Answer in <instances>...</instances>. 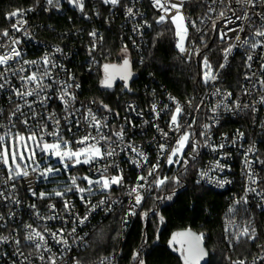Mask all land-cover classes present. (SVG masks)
<instances>
[{
    "label": "built area",
    "instance_id": "obj_1",
    "mask_svg": "<svg viewBox=\"0 0 264 264\" xmlns=\"http://www.w3.org/2000/svg\"><path fill=\"white\" fill-rule=\"evenodd\" d=\"M83 5L81 11L69 0H59L58 6L56 0L52 5L47 0H35L34 5L19 9L23 16L9 18V13L5 24L0 25V55L11 54L13 48L20 53L0 65V84L4 85L0 88V136H4L0 152L7 148L10 153L12 147L23 145L17 134L27 139L35 132L38 137L43 134L44 142L53 143L57 137L47 133L58 129L73 149L82 147L75 142L90 134L100 141L98 146L103 152L114 150V155H105L82 169L89 177L99 178L107 167L108 176L122 173L123 185H113L110 192L96 195L75 190L63 198L41 199L39 193L46 178L41 167L19 161L22 168L17 169L10 156L8 164L0 159V237L8 238L0 241V264H51L52 259L55 264H119L121 250L93 263L86 261L92 236L109 217L118 215L121 240L126 241L143 204L162 186L156 187L153 181L167 177L184 161L185 155L181 160L173 157L177 163H166L184 132L190 133L185 154L191 150L200 160L194 184L227 198L221 212L226 263L264 264V36L255 35L264 31V0H184L180 8L188 28L184 52L176 47L178 38L170 19L176 15L175 9L166 14L154 6L153 0H120L116 6L103 0H83ZM128 8L133 15L127 14ZM221 11L223 17L218 15ZM161 15H166V21L157 23ZM51 19H58L60 24L55 25ZM156 25L173 28L176 55L190 72L196 73L197 90L186 98L172 94L150 73L139 77L133 68L132 53L136 64L141 65ZM112 28L125 45L120 55L123 59L129 56L137 74L129 92L141 96L139 100H128L120 113L105 109L84 93L90 77L109 57L105 36ZM5 30L7 36L2 35ZM92 32L96 35L91 36ZM224 33L227 35L221 39ZM252 44L258 46L254 49ZM217 46L220 48L214 50ZM229 48L231 51L226 53ZM206 73L216 79L205 82ZM33 74L37 80L27 81ZM28 91L33 94L23 95ZM176 103L182 108L179 131L170 127ZM92 115L100 123L99 131ZM120 131L122 139L114 135ZM101 134L110 139L101 140ZM161 144L165 145L163 152ZM138 153H143L147 162ZM157 162L159 167L148 176V170ZM17 171L20 176L15 175ZM25 171L27 176L23 175ZM141 175L147 181H138ZM137 183L144 185L139 190L143 197L139 205L135 204V193L128 195ZM101 200L106 203L99 205ZM65 201L71 206L68 210ZM50 204L55 209L49 208ZM91 204L99 206L90 211ZM131 211L135 214H129ZM45 229L62 234L67 244L56 243ZM245 229L248 235H241ZM33 230L45 236L46 245L37 248L38 237L26 239ZM198 235L205 245L209 234L203 231ZM237 251L247 253L235 258Z\"/></svg>",
    "mask_w": 264,
    "mask_h": 264
},
{
    "label": "trees",
    "instance_id": "obj_2",
    "mask_svg": "<svg viewBox=\"0 0 264 264\" xmlns=\"http://www.w3.org/2000/svg\"><path fill=\"white\" fill-rule=\"evenodd\" d=\"M34 3L35 0H0V25L5 24L9 13L28 8ZM51 20L55 25L60 24L58 19ZM113 30H109L105 36V51L109 53L106 62L118 63L123 60L120 54L125 45L121 36ZM219 48L217 46L214 50ZM131 56L133 68L139 77L144 78L145 73H150L175 96L186 98L197 90L196 73L194 70L190 72L176 55L171 26L154 27L149 49L141 65L136 64L133 53ZM234 63L238 62L235 60ZM103 80L101 68L85 86L87 99L120 113L128 100L141 98L139 94L123 92L120 82L111 89L106 88L102 85ZM134 84L133 81L131 86ZM199 163V158L188 150L184 161L176 170L172 168L168 173V180L145 201L124 243L121 240L119 216L109 217L92 236L90 247L85 252L87 262L93 263L102 256L121 250L119 264H184L173 237L180 230L191 229L209 234L205 244L211 254L209 264H227L221 230V212L227 198L224 194L194 184ZM81 172L84 173V170L81 169ZM169 196L171 199L167 198ZM246 253L237 251L234 257H242Z\"/></svg>",
    "mask_w": 264,
    "mask_h": 264
},
{
    "label": "snow or ice",
    "instance_id": "obj_3",
    "mask_svg": "<svg viewBox=\"0 0 264 264\" xmlns=\"http://www.w3.org/2000/svg\"><path fill=\"white\" fill-rule=\"evenodd\" d=\"M103 2L105 4H111L113 6H116L120 3V0H103ZM214 2H215V0H214ZM237 2H239V0H237ZM249 2H252V0H249ZM47 3L49 5H52L53 0H47ZM69 3L74 4L81 11H83V7H84L83 0H69ZM183 3H184V0H180V3H172V0H163V2H162V0H153L154 6L166 14L169 13L172 9L176 10V15L171 16L170 19H171L172 24L175 25V35L178 38L176 47L179 48V50L181 52L185 51L184 41L187 39V36H188V28L184 22L185 17L180 12V8L183 6ZM58 4H59V0H56V5L58 6ZM30 10L31 9H29V11ZM126 11H127L128 15H133V11L131 8H128ZM210 11H215V9H210ZM23 14H24L23 11L17 10V11L12 12L10 14L9 18L16 17V16H23ZM218 15H219V17H223L224 12L221 11ZM165 21H166V15H161L159 17V19L157 20V23H163ZM20 23H24V21H19L18 24H20ZM213 23H215V22H213ZM13 28H15V30H17V31L20 30V28L17 25H13ZM197 30L199 31V29H197ZM233 31H235V30H233ZM241 31H243V29H241ZM2 35L7 36L8 31L7 30L3 31ZM90 35L95 36L96 33L92 32V33H90ZM226 35H227L226 33L222 34L221 39H223L224 36H226ZM255 35L256 36H264V31H258L255 33ZM237 39H239V36H237ZM13 43H18V41H13ZM244 43H247V41H245ZM257 46H258V44H252V48H254V49ZM57 51H59V49H57ZM230 51H231V48L227 49L226 53L230 52ZM19 55H20V53L15 48H13L11 50V54L0 55V65L7 64V62L9 60H11L14 56H19ZM251 59H252V57L249 56L248 60H251ZM32 63H35V62H32ZM45 63H47V57H45ZM205 66H208L206 58H205ZM110 67L113 69L117 68V66H115V65H112V66L105 65L104 66V68L106 70V76H105V79L102 81V85L104 87H107V88H111L113 86L112 80L115 77V73H107V70ZM128 67H129V61H128V59H125L123 61V65L119 66V71L122 73L120 75V79L127 81L129 76L131 75V73L128 71ZM220 67L223 68L224 65L221 64ZM0 76H2V74H0ZM208 79L215 80L216 77L210 76L209 74L206 73L205 74V82H207ZM36 80H37V77L35 74L27 77V81H29V82L36 81ZM261 84L264 85V81H261ZM3 87H4V85L0 84V88H3ZM39 87H40V85H39V83H37V88H39ZM125 87H127V83H125ZM32 94H33L32 91H28L26 93H23V95H32ZM65 94H67V93H65ZM17 95H21V93L18 92ZM227 95L231 96V93H228ZM72 98L74 99V97H72ZM61 99H63V96L61 97ZM65 103H67V101H65ZM236 106L239 107V104H237ZM103 107L105 109L108 108L107 105H104ZM245 107H247V105H245ZM152 108H153V111H155L156 105H153ZM17 111H19V109H17ZM181 112H182L181 105L179 103H176L175 111L173 112V114L171 116V123H170V127H172L175 131H179L181 128V125L178 122V116L180 115ZM89 115H91V112H89ZM92 120L95 122V126L97 127V131H99L100 123H99V121L96 120V117L94 115H92ZM24 123H27V121H25ZM58 123H59V121H57V124ZM204 127L207 128L208 125H205ZM47 134L54 136V137H57V140L53 143L44 142L43 134H41L38 137L35 132H33L31 135H29L27 137V140L33 141L34 143L37 141L43 142V147H41L40 150L42 152H46V153H49L51 155L56 156L59 159L60 163L63 164L65 170H68L70 166L75 167L78 164H91L98 159H103L105 155H107V156L114 155V150L103 152L101 147L98 146L100 141L97 140L96 137L91 136L90 134L82 137L80 140L75 142L78 145H83L82 147H79L76 149H73L71 147V142L65 140L61 136L58 129L56 131L49 132ZM114 135H116L120 139L123 138V132L122 131L117 132ZM163 135L165 137H167L168 134L163 133ZM240 135L242 136L243 134L240 133ZM17 136L21 142H23L25 140V137L20 136L19 134H17ZM189 138H190V133H188V132H184L183 134H181L179 136V138L176 141V146L171 149L170 154L166 157V163L171 165L173 163L178 162L176 160H173V157L182 154V150L184 149V147L188 143ZM100 139L107 141L110 138L101 134ZM89 140H92L94 142L89 144V143H87ZM3 141H4V136H0V143H2ZM36 146L40 147V144L37 143ZM24 147L27 149L28 145L25 144ZM159 147L161 149V152L165 151V145L161 144ZM220 147H223V145H220ZM251 150L252 149H249V151H251ZM133 151H135V149H133ZM9 155H11V160L13 163L16 162L18 155H19V158L21 160L24 159L23 153H18L15 150L11 151V153H9V149H7V148H4L3 151L0 152V159H2L5 164H8ZM138 155L143 157L145 162H147V157L144 156L143 153H138ZM34 156H35V151L32 150V157H30V158H33ZM133 163H137V162L133 161ZM137 166L142 167V165H140L138 163H137ZM16 167H17V169H19L18 164L16 165ZM158 167H159V162H157V164H155V165H152L151 168L148 170V176H152ZM58 171H60V169H53V168L47 169L48 173H53V172H58ZM107 171H108V168L105 167L100 172L99 178L96 180H93L88 176L82 177L83 180L87 181V185H88L87 187H79L77 185V178L76 177H70L72 184L68 188H65L64 192L72 191L73 187H75L76 191H78L81 194L87 192L89 195H94L95 193L93 190V185L97 186L101 192H110L113 185H116V186H122L123 185L124 177H123L122 173L118 174V175L108 176ZM9 172H10V176H11V169L9 170ZM15 175L20 176L21 173L19 171H17L15 173ZM23 175L27 176L28 175L27 171L23 172ZM201 175H204V173H201ZM137 180L138 181H147V177L141 175V176L137 177ZM167 180H168L167 177H164L163 179H156L153 181V184L156 187H159V186L163 185ZM176 182L179 183V181H176ZM253 182H255V181H253ZM142 187H144V185L137 183L128 192V195H132L133 193H135V204L136 205H139L143 199V197L139 191ZM64 192L54 191V194L58 197H62L64 195ZM32 194L36 195L35 192H33ZM0 195H2V193H0ZM46 195H48V194H45L43 192L39 193V197L41 199H44L46 197ZM167 198L171 199V196H169ZM81 199H82V201L85 200L84 196H81ZM86 202L90 204V201H86ZM105 203H106L105 200H101L99 202V205H103ZM99 205L91 204L90 211L94 210ZM64 206H65V210H68L71 207L68 201L64 202ZM31 207L34 208L35 205H32ZM49 208L55 209V205L50 204ZM129 214H135V213H134V211H131ZM49 219H55V217H49ZM83 219H87V217H84ZM81 222H83V220H81ZM26 227H31V226L27 225ZM45 231L49 233L51 238L53 240H55L56 243L67 244V240H65L63 238L62 234L58 236L57 232H51L48 229H45ZM59 231L62 233V230H59ZM73 231H75V228H73ZM176 235H186V233L174 234L173 240H175ZM187 235H191V234L187 233ZM241 235H248V230L245 229L241 233ZM34 237L39 238V242L36 243L37 248H40L42 245H46L47 241L45 239V236L42 233L35 231V230H33V233L30 234L28 237H26V239L33 240ZM253 238H254V234H253ZM7 239H8L7 237H0V241H7ZM199 240H200V237H196L197 243H195V244L190 243L188 248H187L186 254L182 253V255L184 256V264H199L200 259L206 255L203 248L200 247V245L198 243ZM16 243L19 244V241H16ZM47 250L51 251V249H47ZM40 259L43 260L44 257L41 256ZM261 259H264V257H261ZM51 264H55L54 259L51 260ZM141 264H142V262H141ZM235 264H244V262L243 261H237V262H235Z\"/></svg>",
    "mask_w": 264,
    "mask_h": 264
},
{
    "label": "rangeland",
    "instance_id": "obj_4",
    "mask_svg": "<svg viewBox=\"0 0 264 264\" xmlns=\"http://www.w3.org/2000/svg\"><path fill=\"white\" fill-rule=\"evenodd\" d=\"M125 59H128V61H129L128 71L131 73V75L129 76L127 81L120 79V75L122 73L119 71V66L123 65V61ZM105 65H110V66L115 65V66H117V68H115V69L110 67L107 70V73H115V77L112 80V85L113 86L111 88H113L115 86V84H116V82L118 80L121 83L122 91L123 92L124 91L129 92L130 91L131 81H133L136 78V76H137L136 71L134 69H132V67H131V60H130L129 56L125 57L121 62H118V63L105 62L103 64V67H102L103 68V72H104V79H105V76H106V70L104 68ZM125 83H127V87H125ZM111 88H109V89H111ZM24 137H25V140L23 142V145H20L17 149H14L13 147L11 149V151L15 150L18 153H23L24 159L21 160L19 158V155H18L16 162L15 163L12 162V163H13V166H15V167L18 164L19 165V169H21L22 166L20 165L19 161H22V163L24 165H26L27 161H29L31 164H33L35 166H38V167H41L44 170V172L46 174V178L43 181L44 187H43V190L41 192H43L45 194H48V195H46V197L44 199L50 200V199H53V198H63L64 196H67V195L71 194L72 192H74L76 190L75 187H73L72 191L64 192V189L68 188L72 184L70 177H76L77 178V185L79 187H87L88 186L87 185V181L82 179V177L88 176V175L85 172L84 173L81 172L82 167L86 166L87 164H78L75 167H71L70 166L68 170H65L63 164H61L60 162L56 161V156L51 155V154L46 153V152H42L40 150V148L43 147V144H40V147H37L36 144L38 142L34 143L33 141L27 140L26 139V135ZM25 144L28 145L27 149L24 147ZM187 148H188V143L186 144V146L182 150V154L178 155V157H177L178 159H180V160L183 159V157L185 155V152L187 151ZM32 150L35 151V156L33 158H30V157H32ZM11 151H10V153H11ZM9 156L11 157V155H9ZM48 168L60 169V171L53 172V173H48L47 172ZM90 178L93 179V180L98 179V178H92V177H90ZM93 190H94V193H95L94 195L105 193V192H101L98 189V187L95 186V185H93ZM54 191L64 192V195L62 197H58V196H56L54 194ZM85 193L88 194L87 192H85Z\"/></svg>",
    "mask_w": 264,
    "mask_h": 264
},
{
    "label": "water",
    "instance_id": "obj_5",
    "mask_svg": "<svg viewBox=\"0 0 264 264\" xmlns=\"http://www.w3.org/2000/svg\"><path fill=\"white\" fill-rule=\"evenodd\" d=\"M124 92H127V91H124ZM56 161L60 162L57 157H56ZM179 233H186V235H176L174 241H175L176 245L178 246L179 250L181 251V253L186 254V251H187L189 244L190 243H192V244L197 243L196 237H199V235L196 231L191 230V229L180 230L176 234H179ZM187 233H190L191 235H187ZM198 243H199L200 247H202L204 252L206 253V255L200 259L199 264H209L210 257H211L210 252L207 250L206 246L204 245V243L202 242L201 239L198 241ZM182 260L184 261L183 255H182Z\"/></svg>",
    "mask_w": 264,
    "mask_h": 264
},
{
    "label": "flooded vegetation",
    "instance_id": "obj_6",
    "mask_svg": "<svg viewBox=\"0 0 264 264\" xmlns=\"http://www.w3.org/2000/svg\"><path fill=\"white\" fill-rule=\"evenodd\" d=\"M119 82H120V81H118V80H117V82H116V83H119Z\"/></svg>",
    "mask_w": 264,
    "mask_h": 264
}]
</instances>
